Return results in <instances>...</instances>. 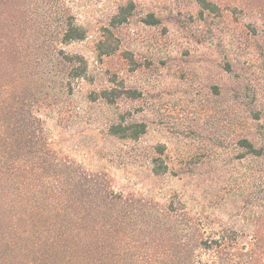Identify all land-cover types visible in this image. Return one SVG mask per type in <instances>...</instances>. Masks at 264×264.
<instances>
[{"label":"rangeland","instance_id":"rangeland-1","mask_svg":"<svg viewBox=\"0 0 264 264\" xmlns=\"http://www.w3.org/2000/svg\"><path fill=\"white\" fill-rule=\"evenodd\" d=\"M206 1L0 0V264H264V0Z\"/></svg>","mask_w":264,"mask_h":264},{"label":"trees","instance_id":"trees-1","mask_svg":"<svg viewBox=\"0 0 264 264\" xmlns=\"http://www.w3.org/2000/svg\"><path fill=\"white\" fill-rule=\"evenodd\" d=\"M198 2L200 3V5L204 8H208L211 6V3H209L206 0H198ZM133 7L132 3H129L126 7H122L120 8V11L117 14V18L118 21L117 22H122L126 19L127 14L131 11ZM150 22V21H148ZM151 23V22H150ZM83 36V31L81 29H79L76 26H73L71 24L68 25V29L63 33V40H70L72 38H81ZM145 130V125L143 123H135L132 124L128 127H122L120 124L118 125H112L110 127V131L114 134H122V135H128L131 137H137L140 133L144 132ZM240 143L242 144V146L246 147L248 152H252V153H259V150L254 148L253 145L248 142L245 139H242L240 141ZM3 159V157H2ZM162 168L159 171H162L165 169V166H162V163H158L156 164V170H158V168ZM67 232V231H66ZM70 233H73V231H71ZM220 237L217 238H212V239H208L209 241H204L202 239V237H199V239H196V248L195 250V254H192L194 252V249H191L187 251L192 254L191 258H189V263L188 264H204L203 263V259H202V252L203 251H208V256L206 258L207 263L206 264H254L253 263V252L248 253L247 255L249 256V259H242L240 257V255L236 254L233 251L230 250H225L228 249L226 247H223V243L221 242V240H219ZM211 240V241H210ZM213 243V244H211ZM197 252V253H196ZM188 256V255H187ZM101 258L99 257L98 259H96L95 261H92L90 264H104L103 262H101ZM47 263L51 262L49 259H46ZM252 261V263H251ZM29 264H39L37 261L35 262H31ZM53 264V263H51ZM187 264V263H184Z\"/></svg>","mask_w":264,"mask_h":264}]
</instances>
